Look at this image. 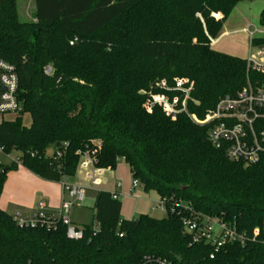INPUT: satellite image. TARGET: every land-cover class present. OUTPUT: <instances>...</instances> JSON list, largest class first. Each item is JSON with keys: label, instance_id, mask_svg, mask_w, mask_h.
I'll return each instance as SVG.
<instances>
[{"label": "trees", "instance_id": "obj_1", "mask_svg": "<svg viewBox=\"0 0 264 264\" xmlns=\"http://www.w3.org/2000/svg\"><path fill=\"white\" fill-rule=\"evenodd\" d=\"M241 1L35 0L34 22L17 19L16 0L0 2V59L16 67L22 103L0 122L3 152H21L18 161L0 164V196L9 171L22 166L60 181L76 174L89 149L101 169L124 160L167 208L163 218L126 219L121 200L100 190L92 222L75 240L62 222L20 226L0 207V264H142L148 256L168 264H264V154L249 165L231 161L210 141L209 126L186 112L173 118L159 103L146 107L151 88L180 95L181 107L184 94L159 84L182 78L194 83L189 112L203 119L246 85L245 58L209 46ZM249 76L264 84V75ZM196 216L235 226L248 240L217 251L194 241L183 220Z\"/></svg>", "mask_w": 264, "mask_h": 264}, {"label": "built area", "instance_id": "obj_2", "mask_svg": "<svg viewBox=\"0 0 264 264\" xmlns=\"http://www.w3.org/2000/svg\"><path fill=\"white\" fill-rule=\"evenodd\" d=\"M4 0H0L2 2ZM249 36L250 52L246 60L247 83L236 95L223 96L216 106L208 111L203 119L196 114H191L186 106L187 100L193 86L186 79L176 78L173 86L159 84L161 89L166 91H179L184 94L180 104V95L170 98L164 94H153L147 101L146 107L151 110L155 104H161L167 114L173 118L182 112L189 114L191 119L198 125L209 126V139L216 147H225L227 158L231 161L243 162L246 165L256 163L264 154V84H258L250 78V73L264 75V43H257L264 39V25L245 29ZM51 67H47L46 74H50ZM19 75L16 67L6 60L0 59V115H16L22 110V103L19 98ZM145 93V92H143ZM0 152L3 148L0 147ZM4 153V152H3ZM96 152L89 149L82 153L84 158L92 167L87 173L93 183L95 177L102 169L96 165ZM62 156L58 152L57 158ZM140 185L136 179L133 186ZM65 190L69 193L70 199L64 200L57 211H50L45 200L38 202L36 210L29 214H14V220L20 226H41L53 228L58 222L67 226V236L70 239L83 237L81 227L75 226L70 219L72 207L81 202L85 196V187L79 184L64 183ZM114 198H119L113 193ZM159 206L167 212L165 200L160 198ZM185 229L193 234L194 241H207L215 245L216 251L225 243L239 242L245 244L248 240L247 234L237 231L227 223L209 216H196L194 218L184 217ZM213 258L214 255L212 254ZM142 264H168L166 260L154 257H146Z\"/></svg>", "mask_w": 264, "mask_h": 264}, {"label": "crops", "instance_id": "obj_3", "mask_svg": "<svg viewBox=\"0 0 264 264\" xmlns=\"http://www.w3.org/2000/svg\"><path fill=\"white\" fill-rule=\"evenodd\" d=\"M237 7L238 5L235 9ZM216 16L220 17L221 15L218 14ZM241 30L245 32V29ZM227 33H229V31H225L222 35L220 34V36L213 41L214 44L220 41L223 34ZM91 169V165L84 158H81L74 176L63 177L60 181H48L26 168L19 166L17 170L9 172L7 175V180L0 196V207L12 215L17 213L29 215L36 210L40 200H45L49 210L55 212L59 210L64 200L70 199L69 193L64 188V183L79 184L85 187V196L81 202H77L72 207L70 219L76 226L81 224V226H83L89 224L88 220L92 217L93 213V210L91 214L88 213L89 219H87L85 207L92 204L94 206L96 194L100 190L117 193L120 200L132 196H137L138 199H142V197L145 196V194H143L144 188L141 184L134 187L133 181L130 182V176L132 177L130 169L127 175L121 171L119 166L114 170L102 169L101 173L95 177L93 183L87 176V173L90 172ZM149 192L156 194L153 199H146L150 201V204H139L136 210H129L126 215L128 218L126 217V219L136 218L141 214L151 215L150 210L152 211L159 207L160 196L156 191ZM86 198H88V201L85 204L83 202ZM93 206L90 209H92ZM123 212L124 210L122 207L121 215Z\"/></svg>", "mask_w": 264, "mask_h": 264}, {"label": "rangeland", "instance_id": "obj_4", "mask_svg": "<svg viewBox=\"0 0 264 264\" xmlns=\"http://www.w3.org/2000/svg\"><path fill=\"white\" fill-rule=\"evenodd\" d=\"M17 4V19L21 22H34L36 21L35 16V0H16ZM264 8V0H243L238 4V7L230 14L229 18L224 22L222 27V33L225 31H229L227 34H223V37H221L220 41L214 44L215 39H210L209 46L229 55H237L238 57L247 58L250 52V42H249V36L246 32L242 31L241 29H247V28H254L260 27V13L262 9ZM218 15V14H217ZM175 81V80H174ZM168 84V82H165L164 84ZM194 86V83L191 84ZM161 89V86H159ZM155 88H151L149 91V94L154 93ZM193 90V89H192ZM172 92V91H169ZM190 98L186 102V106L189 110V101ZM15 115H0V122L2 120H10L13 119ZM23 124L29 125L31 123V117L29 114H25L22 119ZM21 155L20 151L14 150L10 154H5L3 152H0V164L4 166L10 165L12 162L18 161L19 157ZM121 169V171L127 175L129 171V167L126 164L124 160H119L117 167ZM9 171V172H13ZM8 172V173H9ZM134 179L130 176V182H132ZM145 191V190H144ZM145 196L142 197V199H138L137 196H132L126 199H121L122 207L124 212L122 213V217L126 218L129 210H136V208L139 206V204H146L150 201L146 199H153L156 194L154 193H147L144 192ZM88 198L84 200L83 203H87ZM152 204V203H151ZM88 206V205H85ZM93 206L90 205L88 207H85V210L87 212V219L88 213H92V209H90ZM85 212V214H86ZM150 214L153 217L156 218H163L167 215V213L163 210L161 206L158 208H155L154 210H150ZM138 217V216H137ZM93 218L92 217L88 220L89 223H91ZM128 218V217H127ZM75 225V224H74ZM82 225V224H81ZM81 225L77 227H82ZM76 226V225H75Z\"/></svg>", "mask_w": 264, "mask_h": 264}, {"label": "water", "instance_id": "obj_5", "mask_svg": "<svg viewBox=\"0 0 264 264\" xmlns=\"http://www.w3.org/2000/svg\"><path fill=\"white\" fill-rule=\"evenodd\" d=\"M6 172H7V169H4V170H3V173H6Z\"/></svg>", "mask_w": 264, "mask_h": 264}]
</instances>
